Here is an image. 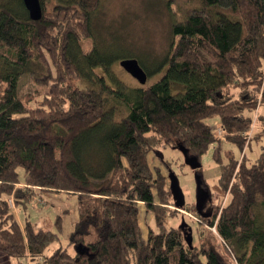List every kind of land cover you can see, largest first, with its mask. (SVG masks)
Masks as SVG:
<instances>
[{"label":"trees","instance_id":"obj_1","mask_svg":"<svg viewBox=\"0 0 264 264\" xmlns=\"http://www.w3.org/2000/svg\"><path fill=\"white\" fill-rule=\"evenodd\" d=\"M196 1L172 25L164 76L136 86L106 78L111 60L98 52L92 31L100 0H71L51 10L42 3L37 22L23 0H0L3 257L18 264H264V152L251 165L245 154L229 153L226 164L216 156L229 199L221 209L214 205L211 218L197 214L210 235L192 246L185 228L166 225L175 217L174 200L165 176L149 165L161 145L182 147L201 162L221 142L209 119L219 120L224 140L242 153L264 138V0ZM84 39L93 41L88 52ZM27 72L48 87L34 108L27 105L32 96L25 101L18 91ZM73 80L89 85L76 88ZM257 123L263 129L253 134ZM44 192L77 198L79 219L68 244L74 254L68 247L46 254L60 242L62 215L55 230H44L27 219L20 223L12 210ZM142 208L157 231L144 232ZM212 228L221 241L213 242Z\"/></svg>","mask_w":264,"mask_h":264},{"label":"rangeland","instance_id":"obj_2","mask_svg":"<svg viewBox=\"0 0 264 264\" xmlns=\"http://www.w3.org/2000/svg\"><path fill=\"white\" fill-rule=\"evenodd\" d=\"M41 1L46 10H51L54 6L64 5L71 0ZM196 6H198L196 0H100L92 18V31L97 45L100 44L98 52L111 60V68L106 72L108 82L113 83L109 77L111 76L124 83L140 85L120 65L121 60L127 58L137 59L151 72L152 75L149 76L147 86L158 82L167 69L166 65L163 66L162 63L173 40L172 25L182 21L188 11ZM81 44L84 51L88 52L92 49L93 41L84 39ZM98 73L101 72L98 71ZM72 84L80 89H85L89 85L85 80H73ZM47 90L48 87L40 86L34 81L31 73L27 72L22 75L18 91L20 98L25 101L32 96L31 101L27 103L28 107L34 108L38 102H41ZM206 123L213 131L220 124L216 118L206 120ZM260 129H263V126L258 124L254 128L253 134ZM263 152L264 138L253 139L243 153L235 144L222 139L220 143L212 144L207 153L201 157L202 167L193 170L186 163L184 152L178 147L161 145L152 151L148 156L150 167L154 171L159 170L165 176L168 189L171 184L170 175L171 173L175 174L186 200V206L182 210L171 206L173 210H176L175 217L168 218L166 225L180 228L184 220L187 224L185 226L186 233L192 231L193 243L199 245L200 239L208 237L210 233L208 221L202 220L194 212L197 202V177H202L213 197L214 204H220L221 209L229 199V193L220 189V164L217 162L216 156L221 157L222 163L226 164L229 153H232L236 159H242L245 154L246 163L251 165L259 159ZM20 175H24L23 169H20ZM12 210L20 223H25L27 219L35 225L36 229L44 230H55L57 216H63L60 242L52 244L46 250L47 255L57 248L68 247L69 238L74 228L73 224L79 219L77 198L66 194L51 197L40 193L33 197L26 206L20 204ZM141 225L144 232H148L149 229L157 231L154 216L145 212L144 208L141 209ZM213 235L216 236L214 228H212V237ZM219 241H221L219 237H213L214 243ZM68 250L71 254L76 251L74 247H68ZM20 261L26 264H35L31 260ZM18 262L19 260L8 259L0 253V264H18ZM40 263L42 261H39L38 264ZM65 264L71 263L66 262Z\"/></svg>","mask_w":264,"mask_h":264},{"label":"water","instance_id":"obj_3","mask_svg":"<svg viewBox=\"0 0 264 264\" xmlns=\"http://www.w3.org/2000/svg\"><path fill=\"white\" fill-rule=\"evenodd\" d=\"M23 3L32 21L37 22L42 19L43 5H42L41 0H23ZM120 65L129 75H131L135 80H137L140 85L144 86L147 84L148 79H149L148 74L143 69V67L140 65L137 59H134V58L123 59L121 60ZM180 149L184 152L186 156V163L193 170H198L202 167L201 162L197 157L190 155L188 151H186L182 147ZM197 179H198V190H197L196 208L200 212L201 200L207 199L205 194L207 190L209 191V189L206 186L201 176H198ZM170 180H171L170 191L172 193L175 208L178 210H182L186 206V200H185L184 193L180 187L178 178L175 176V174L171 173ZM210 199H212L211 193H210ZM201 216L205 217L204 215H201ZM185 226H187V224L183 220V223L180 229L183 230ZM191 233L192 231H190L189 233H186V240L190 246H192V243H193V236Z\"/></svg>","mask_w":264,"mask_h":264},{"label":"flooded vegetation","instance_id":"obj_4","mask_svg":"<svg viewBox=\"0 0 264 264\" xmlns=\"http://www.w3.org/2000/svg\"><path fill=\"white\" fill-rule=\"evenodd\" d=\"M206 198L205 200H201V204H200V212L197 210L196 208V204H195V210L197 212L198 215H204L205 219L207 218H211L213 216L214 213V202H213V197L212 199H210V193L207 190L206 194H205ZM197 203V202H196Z\"/></svg>","mask_w":264,"mask_h":264},{"label":"built area","instance_id":"obj_5","mask_svg":"<svg viewBox=\"0 0 264 264\" xmlns=\"http://www.w3.org/2000/svg\"><path fill=\"white\" fill-rule=\"evenodd\" d=\"M217 127V126H216ZM253 128H255V124L253 125ZM215 136L219 139H224L225 136V129L223 128V126L221 124H219V126L215 129ZM252 132V131H251ZM248 134V133H247ZM41 202H43L42 200H40ZM10 204L12 205V202H10ZM215 231V229H214Z\"/></svg>","mask_w":264,"mask_h":264},{"label":"crops","instance_id":"obj_6","mask_svg":"<svg viewBox=\"0 0 264 264\" xmlns=\"http://www.w3.org/2000/svg\"><path fill=\"white\" fill-rule=\"evenodd\" d=\"M44 194H47L48 196H51V197H52L53 195H58V194H56V193H45V192H44ZM56 197H57V196H56ZM44 202H46V201H44ZM75 224H76V223H75ZM75 224H73V227H74V228L72 229L73 232H74V229H75ZM73 232H72V233H73Z\"/></svg>","mask_w":264,"mask_h":264}]
</instances>
